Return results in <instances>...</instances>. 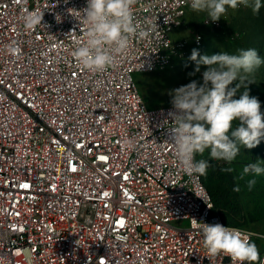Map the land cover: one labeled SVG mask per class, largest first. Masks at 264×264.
Masks as SVG:
<instances>
[{
    "label": "built area",
    "instance_id": "obj_1",
    "mask_svg": "<svg viewBox=\"0 0 264 264\" xmlns=\"http://www.w3.org/2000/svg\"><path fill=\"white\" fill-rule=\"evenodd\" d=\"M190 4L137 0L148 36L91 72L71 55L84 25L68 11L87 0H0V264H232L207 257L193 218L264 240L223 222L201 176L177 161L173 105L149 106L134 78L185 55L171 33ZM33 10L44 15L29 31L22 16Z\"/></svg>",
    "mask_w": 264,
    "mask_h": 264
},
{
    "label": "clouds",
    "instance_id": "obj_2",
    "mask_svg": "<svg viewBox=\"0 0 264 264\" xmlns=\"http://www.w3.org/2000/svg\"><path fill=\"white\" fill-rule=\"evenodd\" d=\"M137 0H87V6L80 11L69 9V14L79 13L84 29L71 55L81 68L91 72H103L113 66L116 57L126 54L131 39L135 36L144 38L148 32L139 30L134 18V6ZM243 4L251 6L253 13L264 7V0H191L194 11L206 12L212 22H217L229 8L236 9ZM44 12L26 11L22 21L26 30H33L42 25ZM57 22L61 17L57 15ZM8 52L16 55L19 49L9 45ZM190 60L196 63V72L200 65L207 66L203 72V82L195 80L174 90L170 113L174 127L172 145L175 156L182 170L189 176H204L210 163L196 160L197 154L209 150L212 160L231 164L240 152V146L252 149L264 139V114L256 97L249 95L248 85L254 83L250 75L264 63L255 49H240L238 54L221 52L201 56L192 50ZM235 82V86L232 87ZM246 86V87H245ZM241 87H245L240 92ZM239 93V98H234ZM234 121L238 125L234 128ZM127 150L134 149L132 139H124ZM232 171L231 168L224 169ZM257 176L264 174L261 163H251L243 168L240 179L245 174ZM255 180L248 181L251 189ZM239 191L237 187L235 189ZM199 197V194H195ZM211 208V205H207ZM192 228L203 234V247L207 257L220 254L228 256L232 264H255L260 253L251 237L255 233L238 228L226 227L219 223L207 224L192 219Z\"/></svg>",
    "mask_w": 264,
    "mask_h": 264
},
{
    "label": "rangeland",
    "instance_id": "obj_3",
    "mask_svg": "<svg viewBox=\"0 0 264 264\" xmlns=\"http://www.w3.org/2000/svg\"><path fill=\"white\" fill-rule=\"evenodd\" d=\"M251 2L252 0L250 5ZM210 21L206 12L190 8L184 23L171 33L174 40L186 39L185 55L175 56L171 64L162 70L134 74L140 92L149 106L172 104L175 89L193 80L203 82L202 75L207 66L200 65V71H195L196 63L190 60L193 49L198 50L201 56L221 52L238 54L240 49H255L264 60V7H261L258 13H253L251 6L245 7L241 4L236 9L229 8L217 24H211ZM196 35L201 36L200 45L193 42ZM250 79L254 83L248 85L249 95L259 100L261 112L264 114V63L250 75ZM234 86L235 82L232 87ZM245 87H241L240 92H243ZM239 95L237 93L234 98L238 99ZM238 123L234 121L233 127L235 128ZM208 151L196 155V160L204 159L210 163L207 174L201 176L205 188L212 197L209 186L218 189L223 195L229 196L235 204L233 215H229L227 210L223 209L224 206L217 207L215 203L222 220L228 225L247 228L264 235V174L257 176L248 173L240 179L246 165L259 162L264 166V139L252 149L241 145L238 156L231 164L212 160ZM227 168H231L232 171H225ZM249 180L256 181L251 189L248 187ZM237 187L239 191L235 190ZM255 243L261 253L264 249V240L257 239Z\"/></svg>",
    "mask_w": 264,
    "mask_h": 264
},
{
    "label": "trees",
    "instance_id": "obj_4",
    "mask_svg": "<svg viewBox=\"0 0 264 264\" xmlns=\"http://www.w3.org/2000/svg\"><path fill=\"white\" fill-rule=\"evenodd\" d=\"M201 176V175H200ZM202 179V178H201ZM202 182H203V179H202ZM210 190L212 191V195L213 197L211 196L212 200H213V204H214V209L215 211L217 212V207L220 205H222L223 209L227 210V213L229 215H233L234 211H235V204L234 202L232 201L231 198H229V196L227 195H223L222 193H220L218 191V189L216 188H212L211 186H209ZM215 203H216V206H215ZM224 222V221H223ZM225 223V222H224ZM226 224V223H225Z\"/></svg>",
    "mask_w": 264,
    "mask_h": 264
},
{
    "label": "snow or ice",
    "instance_id": "obj_5",
    "mask_svg": "<svg viewBox=\"0 0 264 264\" xmlns=\"http://www.w3.org/2000/svg\"><path fill=\"white\" fill-rule=\"evenodd\" d=\"M26 187V186H25Z\"/></svg>",
    "mask_w": 264,
    "mask_h": 264
}]
</instances>
